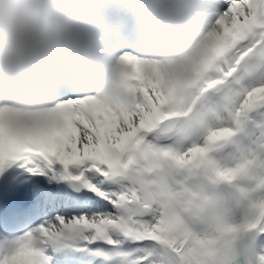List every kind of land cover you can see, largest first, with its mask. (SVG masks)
Instances as JSON below:
<instances>
[{"label":"snow or ice","instance_id":"snow-or-ice-1","mask_svg":"<svg viewBox=\"0 0 264 264\" xmlns=\"http://www.w3.org/2000/svg\"><path fill=\"white\" fill-rule=\"evenodd\" d=\"M0 264H264V0H0Z\"/></svg>","mask_w":264,"mask_h":264}]
</instances>
